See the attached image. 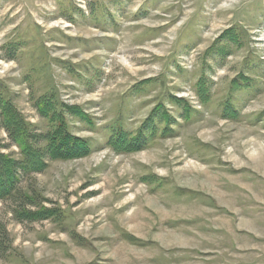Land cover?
<instances>
[{"label":"rangeland","instance_id":"rangeland-1","mask_svg":"<svg viewBox=\"0 0 264 264\" xmlns=\"http://www.w3.org/2000/svg\"><path fill=\"white\" fill-rule=\"evenodd\" d=\"M0 101L90 150L27 172L46 220L0 202V264H264V0H0Z\"/></svg>","mask_w":264,"mask_h":264},{"label":"trees","instance_id":"trees-1","mask_svg":"<svg viewBox=\"0 0 264 264\" xmlns=\"http://www.w3.org/2000/svg\"><path fill=\"white\" fill-rule=\"evenodd\" d=\"M0 110L1 127L8 138L12 142L17 143L22 156L20 161H12L1 154L0 150V202L9 204L12 218L18 223L46 220L51 215V212L38 208L33 197V191L26 192L21 185L27 172L30 170H41L42 166H44L42 161H44L43 158L45 157L51 158V160L78 158L88 154L90 150L85 143L76 142L70 139L68 135L63 137L61 131H51V134L47 135L48 138L29 134L24 124H20L18 119L20 116L17 117L16 112L8 104L0 101ZM151 120H153V117ZM125 137L123 135L118 137L119 140L114 145L117 147L121 145L129 147L128 145L132 139H129V141ZM44 140L47 142L44 149L36 150L32 146V142L38 146ZM35 207L39 210L31 209ZM10 250L11 240L5 225L0 221V259L5 258Z\"/></svg>","mask_w":264,"mask_h":264}]
</instances>
